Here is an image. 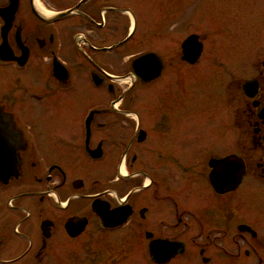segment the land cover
Here are the masks:
<instances>
[{
    "label": "flooded vegetation",
    "instance_id": "1",
    "mask_svg": "<svg viewBox=\"0 0 264 264\" xmlns=\"http://www.w3.org/2000/svg\"><path fill=\"white\" fill-rule=\"evenodd\" d=\"M254 1L0 0V264H264Z\"/></svg>",
    "mask_w": 264,
    "mask_h": 264
},
{
    "label": "water",
    "instance_id": "2",
    "mask_svg": "<svg viewBox=\"0 0 264 264\" xmlns=\"http://www.w3.org/2000/svg\"><path fill=\"white\" fill-rule=\"evenodd\" d=\"M75 9V8H74ZM73 9L60 12L57 16L65 15ZM12 125L9 119L0 113V179L4 182L7 179L17 174L18 160H17V146L15 133L11 132L8 128ZM12 138V139H7ZM106 218V216H104Z\"/></svg>",
    "mask_w": 264,
    "mask_h": 264
},
{
    "label": "rangeland",
    "instance_id": "3",
    "mask_svg": "<svg viewBox=\"0 0 264 264\" xmlns=\"http://www.w3.org/2000/svg\"><path fill=\"white\" fill-rule=\"evenodd\" d=\"M214 1H216V2L214 3ZM234 1L235 0H210V3L212 5H214V4L215 5H217V4H220L221 5V3H223V2H225V3L228 4V5H226V10H225V13H224L225 17H224V19H222V21H224L223 23L225 24L226 32H227L228 35L230 33H233L234 32L233 31L234 28L238 25V23H237V20L238 19H236L234 17V15L236 16L237 12L235 11V9L230 8V4H229L230 2H234ZM254 2L255 3L257 2V4H260L261 3V0H255ZM66 3L67 2H65V1L64 2H61V5L60 6H57V8H60L61 6H66L65 5ZM204 10L205 11H203V12H204L205 15L208 16V19H209L211 25L216 24L217 21H218L217 14H221V13H219L217 10H215L214 9V6L213 7H210L209 5L205 6L204 7ZM242 14H244V13H242ZM241 23L243 24L242 25V28H244L245 26H248L249 25V23L247 22V20H242ZM229 29H230V32H229ZM132 249L133 248L130 249V251H131L130 254H133Z\"/></svg>",
    "mask_w": 264,
    "mask_h": 264
},
{
    "label": "bare ground",
    "instance_id": "4",
    "mask_svg": "<svg viewBox=\"0 0 264 264\" xmlns=\"http://www.w3.org/2000/svg\"><path fill=\"white\" fill-rule=\"evenodd\" d=\"M39 8V6H37ZM41 10V9H40Z\"/></svg>",
    "mask_w": 264,
    "mask_h": 264
}]
</instances>
